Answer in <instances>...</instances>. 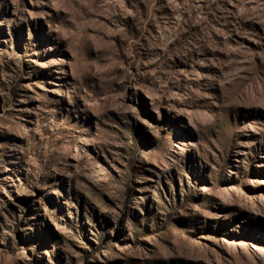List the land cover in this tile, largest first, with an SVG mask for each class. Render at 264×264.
I'll list each match as a JSON object with an SVG mask.
<instances>
[{"label":"rangeland","instance_id":"1","mask_svg":"<svg viewBox=\"0 0 264 264\" xmlns=\"http://www.w3.org/2000/svg\"><path fill=\"white\" fill-rule=\"evenodd\" d=\"M0 264H264V0H0Z\"/></svg>","mask_w":264,"mask_h":264}]
</instances>
